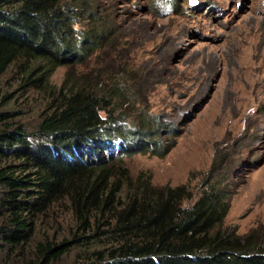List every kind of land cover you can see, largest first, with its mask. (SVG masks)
<instances>
[{
	"label": "trees",
	"instance_id": "16d2710c",
	"mask_svg": "<svg viewBox=\"0 0 264 264\" xmlns=\"http://www.w3.org/2000/svg\"><path fill=\"white\" fill-rule=\"evenodd\" d=\"M77 1L0 0V75L16 67L21 87L47 96L32 128L0 111V264L27 251L33 264H51L74 248L92 253L88 264H264L259 230L223 228L227 187L209 183L195 199L188 186L132 180L125 157H165L175 141L150 120L127 123L116 108L124 87L97 89L73 72L51 82L59 66L86 63L112 37L90 1ZM83 17L87 30L76 28ZM61 208L73 235L39 239Z\"/></svg>",
	"mask_w": 264,
	"mask_h": 264
},
{
	"label": "rangeland",
	"instance_id": "374dc122",
	"mask_svg": "<svg viewBox=\"0 0 264 264\" xmlns=\"http://www.w3.org/2000/svg\"><path fill=\"white\" fill-rule=\"evenodd\" d=\"M89 1L112 37L86 63L59 66L51 82L60 86L73 72L97 89L119 83L126 93L116 108L127 123L150 120L154 130L161 126L162 139L175 141L165 157H125L132 180L188 186L195 199L207 184L219 183L231 204L223 228L240 236L256 229L264 240V0ZM90 25L83 17L76 28ZM23 81L16 67L0 75V111L32 128L47 96L21 87ZM45 224L39 239L73 235L62 208ZM13 258L33 264L35 257L27 251ZM91 258L74 248L51 264Z\"/></svg>",
	"mask_w": 264,
	"mask_h": 264
},
{
	"label": "water",
	"instance_id": "95a60500",
	"mask_svg": "<svg viewBox=\"0 0 264 264\" xmlns=\"http://www.w3.org/2000/svg\"><path fill=\"white\" fill-rule=\"evenodd\" d=\"M196 2V0H193V3H195Z\"/></svg>",
	"mask_w": 264,
	"mask_h": 264
}]
</instances>
